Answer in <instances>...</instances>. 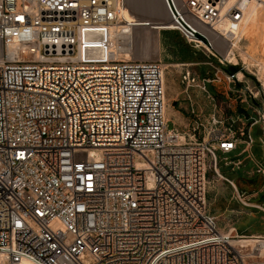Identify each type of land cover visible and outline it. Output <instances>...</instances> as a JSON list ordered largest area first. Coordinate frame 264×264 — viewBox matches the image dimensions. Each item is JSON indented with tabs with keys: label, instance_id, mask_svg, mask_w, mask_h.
<instances>
[{
	"label": "built area",
	"instance_id": "1",
	"mask_svg": "<svg viewBox=\"0 0 264 264\" xmlns=\"http://www.w3.org/2000/svg\"><path fill=\"white\" fill-rule=\"evenodd\" d=\"M162 1L160 31L240 64L219 42H242L251 0ZM128 10L127 0H0V264H264V235L223 228L208 197L217 181L235 186L222 169L252 146L264 114L239 126L192 108L171 127L163 60L127 57L138 26ZM214 75L205 82L223 76L253 108L239 72Z\"/></svg>",
	"mask_w": 264,
	"mask_h": 264
},
{
	"label": "rangeland",
	"instance_id": "2",
	"mask_svg": "<svg viewBox=\"0 0 264 264\" xmlns=\"http://www.w3.org/2000/svg\"><path fill=\"white\" fill-rule=\"evenodd\" d=\"M127 1L130 15L134 19L146 21H155L156 19L157 21V19L165 20L166 18V21L169 20L162 0ZM149 30L154 35L157 33L149 27H138L137 34L141 33L142 37L146 39V35L149 36ZM159 36V52H155L156 47L146 48V45L139 43L137 38L134 54L141 52L144 54V58H161L164 65H167V94L172 95L171 104L175 107L178 115L182 117L181 120L171 115V127L176 125L184 127L191 119L192 108L205 123L211 121L213 115L216 114L218 117H233L239 126H242L243 123L248 125L253 121L252 118L259 117L258 111L264 114V69L262 70V66H260L262 65L260 63L264 65V53L260 46L257 45L255 48L249 40H242L239 48L236 47L245 62L244 64L238 57L240 64L236 67L241 69V77H244L246 85L250 87L252 95L255 97V102L252 103L253 108H249L247 105L238 103L234 95L229 93L230 88L234 85L230 86L223 76L221 81L205 82V79L215 77L217 67L226 72V70H230L228 66L218 65L216 58H209L204 52L195 50L177 31H160ZM219 48L223 54H226L229 47L221 41ZM204 82L207 84V90L216 97L217 107L209 98V94L204 91ZM247 94L250 95V92ZM178 110L185 112L186 115L180 114ZM239 119H242V122ZM252 134L255 142L248 150L244 144H241L236 151L229 154L230 160L235 157H239V159L233 162V170L224 172V176L235 184L241 198L238 197L235 186L227 180L212 184L208 195L210 208L219 217L221 226L228 228L230 225H234L243 234H258L264 229V209L261 207L264 206V122L256 125ZM226 162L230 161L223 160L222 164L225 165ZM233 163L230 162L223 168ZM242 199L249 202L251 207L246 206ZM248 213H256L259 218L251 220Z\"/></svg>",
	"mask_w": 264,
	"mask_h": 264
},
{
	"label": "bare ground",
	"instance_id": "3",
	"mask_svg": "<svg viewBox=\"0 0 264 264\" xmlns=\"http://www.w3.org/2000/svg\"><path fill=\"white\" fill-rule=\"evenodd\" d=\"M126 16L131 22L138 25L135 28H133V32L135 33V35H134L135 40L138 38L139 43H144L143 45L144 46L146 45V48L147 47L148 48L149 47L150 48L156 47L157 50H155V52L156 51L159 52L160 51L159 33H160V29L165 28V27H169L170 23H168V21H166L167 19L165 18V20H164L163 18H161V20L157 19V21H156V19H155V21H146L143 19H134L133 17H131L129 11H127ZM148 24H150L149 28L157 31V33L154 35L153 32L151 30H149L148 31L149 36L146 35V39H145V37L144 38L142 37L143 35L141 33L137 34V28L138 27H148L147 26ZM240 35L242 37V40H249V42L252 46H254V47L257 45L260 46L263 53H264V0H251L250 1L249 5L247 7V10H246V18L243 22V26H242ZM136 42H137V40H136ZM239 46H240V42L237 41L235 43V47L232 48V46H230L228 48V50L225 52L226 54H224V55L228 56V58H231L232 61H235V62L239 61V59L233 55V53L235 52V48L236 47L239 48ZM151 49H153V48H151ZM135 50H136V47H135ZM127 54H128L127 55L128 58L134 57V52L127 53ZM246 56H243V57L246 58ZM260 64H262L260 66H262L261 69L263 70L264 65H263V63H260ZM165 68H167V65H165ZM241 73L242 72L239 71V77L240 78H242ZM165 84H166V72H165ZM172 99H173L172 95L167 94V84H166L165 116L168 120H170L171 115L175 114V112L173 111L174 109L172 110V107L169 104ZM258 234H261V233H258Z\"/></svg>",
	"mask_w": 264,
	"mask_h": 264
},
{
	"label": "crops",
	"instance_id": "4",
	"mask_svg": "<svg viewBox=\"0 0 264 264\" xmlns=\"http://www.w3.org/2000/svg\"><path fill=\"white\" fill-rule=\"evenodd\" d=\"M163 2V1H162ZM129 11V10H128ZM129 13H130V11H129ZM159 38H160V36H159ZM135 57H137V58H144V54L143 53H139V54H135ZM174 102V101H173ZM170 106L172 107V110L175 112V114H174V116H176L178 119H181L182 120V117H181V115H178V113L176 112V110H175V107H173L172 106V104H171V101H170ZM185 109H188V107H185ZM178 112L180 113V114H183V115H186L185 114V112H181V110H178ZM186 118H188V117H186ZM248 216H249V218H251V220H253V219H258L259 217L257 216V214L256 213H248ZM260 233L261 234H264V229H262L261 231H260Z\"/></svg>",
	"mask_w": 264,
	"mask_h": 264
},
{
	"label": "water",
	"instance_id": "5",
	"mask_svg": "<svg viewBox=\"0 0 264 264\" xmlns=\"http://www.w3.org/2000/svg\"><path fill=\"white\" fill-rule=\"evenodd\" d=\"M199 37H201V35H199ZM229 69H230L231 73H237V72H239L241 70L240 68H238L236 66H229ZM238 159H239V157H235V158L232 159V161L234 162V161H236ZM233 169H234V163L232 165H230V166H227V167L223 168L222 171L223 172H229V171H231Z\"/></svg>",
	"mask_w": 264,
	"mask_h": 264
}]
</instances>
